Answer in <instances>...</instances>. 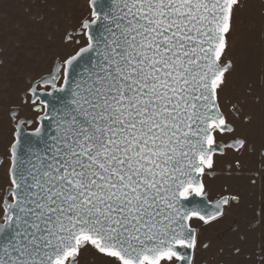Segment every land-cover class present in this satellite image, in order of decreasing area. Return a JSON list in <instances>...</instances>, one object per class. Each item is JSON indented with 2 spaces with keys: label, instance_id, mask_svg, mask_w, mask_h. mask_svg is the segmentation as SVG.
Masks as SVG:
<instances>
[{
  "label": "snow or ice",
  "instance_id": "snow-or-ice-1",
  "mask_svg": "<svg viewBox=\"0 0 264 264\" xmlns=\"http://www.w3.org/2000/svg\"><path fill=\"white\" fill-rule=\"evenodd\" d=\"M86 6L64 34L77 47L21 93L35 120L8 111L15 131L0 194V264H81L85 252L100 264H197L211 246L204 230L242 200L227 190L210 199L206 178L217 175V157L251 150L221 103L229 77L248 75L246 61L229 55L246 2ZM249 99L264 109V72L258 89L245 79L231 115ZM252 211L264 221V203Z\"/></svg>",
  "mask_w": 264,
  "mask_h": 264
},
{
  "label": "rangeland",
  "instance_id": "rangeland-1",
  "mask_svg": "<svg viewBox=\"0 0 264 264\" xmlns=\"http://www.w3.org/2000/svg\"><path fill=\"white\" fill-rule=\"evenodd\" d=\"M245 2L246 8L238 10L229 55L237 58L238 64L246 61L248 75L229 77L221 103L236 127V134L248 138L251 150L243 153L228 151L217 157V175L206 178L210 199L227 190L239 192L242 200L240 205H233L222 219L204 230L201 239L211 241V246L197 252V264L258 263L259 223L253 221L252 209L258 210L264 203V156L260 154L264 150V109L249 99L239 116H233L229 111V100L235 101L243 94L245 79H252L258 89L264 72V0ZM86 5L87 0H0V194L10 183L8 156L14 139V122L8 111L17 107L18 118L35 120L37 114L29 105L21 103V93L31 80L51 70L58 53L67 54L77 47L71 41L65 42L64 34L78 23L81 14L87 10ZM79 39L84 40L83 37ZM253 112L254 123L249 125L244 122V116ZM35 126L33 123L28 129ZM252 179L256 180L255 185L250 183ZM250 221H253L251 226ZM235 247L241 249L239 254L234 252ZM81 264H100V260H90L85 252Z\"/></svg>",
  "mask_w": 264,
  "mask_h": 264
},
{
  "label": "crops",
  "instance_id": "crops-1",
  "mask_svg": "<svg viewBox=\"0 0 264 264\" xmlns=\"http://www.w3.org/2000/svg\"><path fill=\"white\" fill-rule=\"evenodd\" d=\"M257 232H258V240H257L258 244L257 245H258V252H259L257 264H264V262H262L260 259L261 256H264V253L260 252V244L262 241H264V221H261L259 223Z\"/></svg>",
  "mask_w": 264,
  "mask_h": 264
},
{
  "label": "water",
  "instance_id": "water-1",
  "mask_svg": "<svg viewBox=\"0 0 264 264\" xmlns=\"http://www.w3.org/2000/svg\"><path fill=\"white\" fill-rule=\"evenodd\" d=\"M45 99H50L49 97H44ZM45 123V125H47V121H45L44 122ZM26 126H30V125H25L24 126V131H23V134H22V136H21V140H22V142L24 143V144H28L29 142H31L32 140H34V137H31L30 135H28L29 133H30V131H31V129H27L26 128ZM14 131H15V128H14ZM10 154H9V156H8V159H9V161H10ZM1 158H0V163H1ZM10 166H11V161H10V165H9V168H10ZM8 173H9V170H8ZM9 179H10V177H9ZM7 188V187H6ZM5 188V189H6ZM197 199H199V198H197Z\"/></svg>",
  "mask_w": 264,
  "mask_h": 264
},
{
  "label": "flooded vegetation",
  "instance_id": "flooded-vegetation-1",
  "mask_svg": "<svg viewBox=\"0 0 264 264\" xmlns=\"http://www.w3.org/2000/svg\"><path fill=\"white\" fill-rule=\"evenodd\" d=\"M32 125H30V126H26V128L28 129L29 127H31Z\"/></svg>",
  "mask_w": 264,
  "mask_h": 264
}]
</instances>
